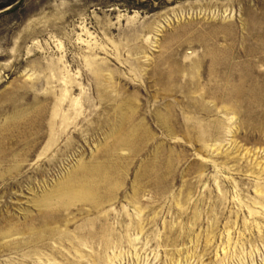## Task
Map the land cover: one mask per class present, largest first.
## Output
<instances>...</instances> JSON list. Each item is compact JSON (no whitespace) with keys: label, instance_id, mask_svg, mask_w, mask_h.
Wrapping results in <instances>:
<instances>
[{"label":"rangeland","instance_id":"rangeland-1","mask_svg":"<svg viewBox=\"0 0 264 264\" xmlns=\"http://www.w3.org/2000/svg\"><path fill=\"white\" fill-rule=\"evenodd\" d=\"M0 264H264V0H0Z\"/></svg>","mask_w":264,"mask_h":264},{"label":"bare ground","instance_id":"bare-ground-1","mask_svg":"<svg viewBox=\"0 0 264 264\" xmlns=\"http://www.w3.org/2000/svg\"><path fill=\"white\" fill-rule=\"evenodd\" d=\"M124 142L125 141L122 139L121 140V144L124 143ZM88 175H90V174L88 173ZM85 176H86V174H85ZM92 177H94L93 174H92ZM92 177H88V179H86L87 178L86 177L85 180H84V178L82 176V180H84V182H77V180L73 181L71 179L64 186H61L59 189H57L56 190V196L55 195L54 196L57 199H60V200H63V199L67 200L68 198H70L72 200H78L79 202L80 201L81 202H86L92 208L99 209L100 206H101V199L100 198L97 199V197L99 196V195H97V189L98 188H96L95 186L92 185V183H93V181H92L93 178ZM50 200L52 201V198ZM46 202L47 201H45L44 204L48 205Z\"/></svg>","mask_w":264,"mask_h":264}]
</instances>
